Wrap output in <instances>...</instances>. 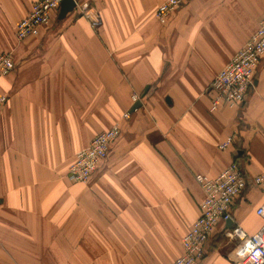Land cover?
<instances>
[{"label":"crops","instance_id":"0c3cea01","mask_svg":"<svg viewBox=\"0 0 264 264\" xmlns=\"http://www.w3.org/2000/svg\"><path fill=\"white\" fill-rule=\"evenodd\" d=\"M35 1L0 0V53L15 63L0 79V264H170L199 215L195 175L234 160L246 185L197 264H247L246 240L228 232L264 223V189L252 182L264 174V55L238 107L211 111L206 89L257 28L264 0H185L165 23L154 15L163 0H77L95 23L58 10L19 41ZM116 121L90 180L71 182L75 152Z\"/></svg>","mask_w":264,"mask_h":264},{"label":"built area","instance_id":"2783aa9c","mask_svg":"<svg viewBox=\"0 0 264 264\" xmlns=\"http://www.w3.org/2000/svg\"><path fill=\"white\" fill-rule=\"evenodd\" d=\"M62 0H36L28 13L18 21L15 27V37L21 41L38 35L39 29L50 23L51 15L60 8ZM79 13L95 23L97 18L88 3H78L74 0ZM185 0H163L154 11L160 23H165L168 15L181 6ZM264 55V15L258 21L257 28L249 36L242 47L214 75L206 91L210 95V110L215 111L221 105L231 108L243 103L249 88L253 85L255 69ZM14 59L10 52L0 53V79L13 71ZM7 94L0 93V107L7 101ZM139 100L138 95H132V101ZM124 118L129 114L124 113ZM120 134L119 122H114L109 128L92 138L90 143L74 154L68 167L67 177L71 182L87 183L99 163L104 160L111 144ZM233 142L229 135L218 144L220 150L227 149ZM200 185L203 198L199 203V215L192 222L188 231L182 237V253L170 264H197L204 256L206 242L215 225L220 220H231L234 199L246 185V181L237 162H230L216 176L204 174L195 175ZM252 182L264 189V174L252 178ZM256 212L264 220V203ZM241 240H246L241 250V261L247 264H264V223L261 228L246 236L239 227L228 232Z\"/></svg>","mask_w":264,"mask_h":264},{"label":"water","instance_id":"95a60500","mask_svg":"<svg viewBox=\"0 0 264 264\" xmlns=\"http://www.w3.org/2000/svg\"><path fill=\"white\" fill-rule=\"evenodd\" d=\"M75 7L74 0H62L59 8V17H64L69 11H71ZM140 103L137 102L132 106V110L139 107ZM231 220H227L230 224Z\"/></svg>","mask_w":264,"mask_h":264},{"label":"trees","instance_id":"16d2710c","mask_svg":"<svg viewBox=\"0 0 264 264\" xmlns=\"http://www.w3.org/2000/svg\"><path fill=\"white\" fill-rule=\"evenodd\" d=\"M235 161V160H234ZM236 162V161H235Z\"/></svg>","mask_w":264,"mask_h":264}]
</instances>
